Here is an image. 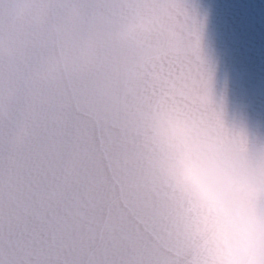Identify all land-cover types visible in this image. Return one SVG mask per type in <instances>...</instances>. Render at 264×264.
<instances>
[{
  "label": "snow or ice",
  "instance_id": "snow-or-ice-1",
  "mask_svg": "<svg viewBox=\"0 0 264 264\" xmlns=\"http://www.w3.org/2000/svg\"><path fill=\"white\" fill-rule=\"evenodd\" d=\"M195 26L184 0H170ZM0 0V264H193L190 205L156 167L157 105L176 70L132 21L145 0ZM209 81L211 71L209 69ZM207 121L264 166V142Z\"/></svg>",
  "mask_w": 264,
  "mask_h": 264
},
{
  "label": "water",
  "instance_id": "water-1",
  "mask_svg": "<svg viewBox=\"0 0 264 264\" xmlns=\"http://www.w3.org/2000/svg\"><path fill=\"white\" fill-rule=\"evenodd\" d=\"M202 25V54L193 51L196 26L179 14L170 0H145L131 22L141 40L161 51L156 59L176 62L170 53L182 49L192 57L195 75L175 72L161 97L154 123L173 113L187 118L198 138L219 145L227 156L240 161L232 173L238 194L264 207V166H255L238 146L230 143L207 121L199 100L211 95L223 110L228 126L242 129L250 144L264 142V0H184ZM16 19L32 13L31 0H19ZM209 69L211 81H209ZM186 232V231H185ZM187 234V232H186ZM191 241L193 264H199V249Z\"/></svg>",
  "mask_w": 264,
  "mask_h": 264
},
{
  "label": "clouds",
  "instance_id": "clouds-1",
  "mask_svg": "<svg viewBox=\"0 0 264 264\" xmlns=\"http://www.w3.org/2000/svg\"><path fill=\"white\" fill-rule=\"evenodd\" d=\"M170 56L177 78L195 75L186 51ZM154 129L166 149L156 167L192 209L184 228L198 246L199 264H264V207L238 194L232 173L240 161L198 138L191 122L175 113Z\"/></svg>",
  "mask_w": 264,
  "mask_h": 264
}]
</instances>
